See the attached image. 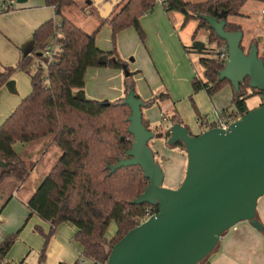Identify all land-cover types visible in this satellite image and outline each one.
<instances>
[{
  "label": "trees",
  "instance_id": "obj_1",
  "mask_svg": "<svg viewBox=\"0 0 264 264\" xmlns=\"http://www.w3.org/2000/svg\"><path fill=\"white\" fill-rule=\"evenodd\" d=\"M10 1L7 4V0H3L2 12L15 9V0ZM44 1L54 8L56 16H61L58 21L60 26H57L55 18L45 21L33 33L35 46L32 54L19 59L16 65L0 63V88L17 69H23L30 75L32 85L31 92L0 126V159L12 162L8 167L0 168V213L14 193L26 185L44 155L56 147L60 154L25 200L30 214L36 213L51 224L50 232L44 233L46 242L41 259L45 257L56 227L69 223L75 227L74 239L82 248L81 255L93 264H107L114 244L146 220L147 207L159 211L158 205L133 203L149 184L140 165L123 166L113 172L110 169L120 159L127 158L126 153L133 143L128 120L131 108L124 100L130 87L134 88V81L129 73L124 96L113 101L77 97L76 93L85 89L89 67L123 69L127 62L119 57L116 47L111 51L98 47L96 35L99 29L89 33L63 13V8L75 0ZM158 1L168 12L183 14L184 24L197 19L196 31L208 30L209 42L216 43L211 53L204 45L198 50L202 53L203 78L194 77V91L204 89L213 95L226 83L231 84L228 79H218L225 60L220 58L217 49L227 46V42L199 14L217 16L218 13H225L226 30L235 32L242 28L230 17L242 15L240 10L249 0H206L198 3L186 0H122L102 24L110 25L113 39L130 26H134L144 37L140 19L152 11ZM256 1L264 6V0ZM54 33H57L60 49L50 59L45 55V47ZM253 42L255 40L250 42L249 49ZM249 81L247 77L241 82L239 91L233 88L234 108L222 109L220 119H231L248 112L247 99L254 93L262 94L260 105L264 104V92L251 88ZM137 97L141 98L138 94ZM165 97L169 95L163 93L159 96L160 99ZM154 102L149 100L146 106L150 107ZM168 119L171 123L187 127L177 111ZM143 123L152 129L150 121L144 116ZM217 124L218 121L209 127H216ZM152 130L156 132L160 128L155 126ZM17 142L29 145L31 149L17 153L14 148ZM37 146L40 148L36 152ZM169 146L184 150L182 143ZM113 224L115 231L109 236L108 231ZM19 232L3 233L0 238L2 264H9L6 256L18 239ZM206 260L199 264H204Z\"/></svg>",
  "mask_w": 264,
  "mask_h": 264
},
{
  "label": "water",
  "instance_id": "obj_2",
  "mask_svg": "<svg viewBox=\"0 0 264 264\" xmlns=\"http://www.w3.org/2000/svg\"><path fill=\"white\" fill-rule=\"evenodd\" d=\"M199 16L227 42L228 57L219 81L228 79L239 91L248 77L251 88L264 92V58L258 48L263 38L245 52L243 31H227L225 13ZM76 96L86 98L85 91ZM124 103L131 108L129 132L134 139L127 158L110 169L140 165L149 184L133 203L158 205L159 211L114 244L107 264H199L238 223L249 221L264 230L257 218L258 200L264 196V104L233 121L228 130L216 126L192 134L188 127L171 123L157 134L143 123L142 109L147 104L133 87ZM168 133L167 144L182 143L188 160L184 180L176 189L163 186L165 173L149 146L151 140ZM11 164L0 159V168Z\"/></svg>",
  "mask_w": 264,
  "mask_h": 264
},
{
  "label": "rangeland",
  "instance_id": "obj_3",
  "mask_svg": "<svg viewBox=\"0 0 264 264\" xmlns=\"http://www.w3.org/2000/svg\"><path fill=\"white\" fill-rule=\"evenodd\" d=\"M186 1L198 3L206 0ZM10 3L11 1L7 0V4ZM16 4L17 1L15 0V5ZM159 4L162 5V3L158 1L155 7ZM0 5H4L3 0H0ZM48 8H50L53 17L58 22L61 19V16H56L55 11L51 6ZM263 8L264 6L261 2L249 0L240 10L242 15L231 16L230 19L231 21L237 22L241 25L242 31L244 33L242 44L244 46L245 52L250 50L249 47L251 41L255 40L256 42L258 38H263V41L258 43V48L259 55L264 57ZM98 9V3L91 4L87 3L86 0H75L73 4L63 8V13L89 33L99 29L96 35V42L99 45V48L102 50L111 51L114 47H116L119 57L127 62L125 68L119 69L122 74L120 76V80L123 83L124 89L127 78L126 73H130L132 74V81H134L135 92L140 95L141 99L145 103L149 100L155 101L154 103H156L159 100V104H155L154 106L151 105L150 107L142 109L145 116L149 111H152V114L155 112V114L158 116V119L154 122L155 124L150 121V124L153 123L151 124V127L154 128L155 126H158L159 128H167L169 123L171 125L168 117L177 111L181 119L191 131L194 132L191 126L194 127V129L197 128V131H205L207 130L208 126V124L205 122L206 118H211L210 120L212 121L216 116H218V112L220 110L224 108H234V91L231 84L229 83H226L213 95H209L204 89L198 92H195L193 89L192 81L194 77L197 76L199 78H203V67L200 63V57L202 56V53H200L198 50L202 45H204L206 50L210 53L216 48V43L209 42L208 30L200 29L198 32L196 31L199 23L197 19H191L186 24H184L183 14L173 11V15L179 14L180 16L178 18L176 15L172 16V25L175 27L173 34L178 40L180 48L177 52L172 48L171 43L169 40H167V38H164V40L161 42L156 40L157 38H160L159 30L154 33L149 32L150 34H148L147 30L143 28L142 24L141 27L144 37L139 34L134 26H130L119 32L116 38L113 39L112 29L108 23L102 24L103 17L101 16ZM152 11L148 13H151ZM203 54L206 55L207 53ZM18 61L19 60L8 65H16ZM136 63L142 67V70L138 69ZM95 68L98 67H91L89 69L86 78V89L90 88L93 83V80L91 79H94L96 74H93L92 71ZM33 71L35 70L33 69ZM16 74L18 75V78L22 84L28 88L32 87L29 74L25 70L17 69L12 77H15ZM120 80L116 79V84H119ZM141 82L146 89L145 91L140 88ZM146 92L147 94L145 95ZM163 93H167L169 97L160 99L159 96ZM216 96H219L222 98V100L225 99L226 102L223 106L224 108L218 107L214 99ZM107 99L108 98L106 97L97 98V100L101 101ZM116 99H119V96L115 98L111 97L108 100L113 101ZM261 102V93H254L247 99V105L250 109L260 106ZM198 112L200 113L202 119H200ZM15 146L16 150H18L21 146V142H17ZM149 146L153 149L155 153V159L160 164L165 173L163 186L176 189L179 184L182 183L185 177L188 162L186 159V154L182 156L180 148L170 147L167 144V140L165 139L155 138L149 142ZM59 154L60 150L54 147L53 150L50 151L37 165L31 177L24 186L32 188L34 187L35 189L40 181L49 172ZM184 159H186V161L184 164H182L181 161ZM38 224L39 226L33 225V232L31 233L35 239L42 240L43 250L46 242L44 233L48 234L50 231L45 227L44 222ZM67 225L70 228H73V226L69 223H67ZM38 227H40V230H37ZM114 227V224L110 226L108 231L109 236L114 232ZM6 233L13 232L8 231ZM74 234L75 231L71 238L76 242V244H78V242L74 239ZM14 250L16 251V249ZM17 252H20L19 249H17ZM27 253L28 251L24 252L20 259L26 257ZM41 253L42 251H40L37 260L41 258ZM34 256L35 251L29 255L28 262L31 263ZM36 264H38V262ZM88 264L93 263L89 261Z\"/></svg>",
  "mask_w": 264,
  "mask_h": 264
},
{
  "label": "crops",
  "instance_id": "obj_4",
  "mask_svg": "<svg viewBox=\"0 0 264 264\" xmlns=\"http://www.w3.org/2000/svg\"><path fill=\"white\" fill-rule=\"evenodd\" d=\"M86 1L91 4L98 3V11L104 20L111 14L119 1L122 0ZM48 7L50 6L46 5L44 0H27L24 3H17L15 9L12 11L2 12V6L0 5L1 64H12L17 60L32 54L35 46V41L33 39L35 29L45 21L54 18ZM172 13L174 12H168L163 5L159 4L151 13L141 17L140 23L143 28L147 30L148 34L159 30L160 38H157L156 40L161 42L164 38H167V40L170 41L172 48L178 52L180 48L179 42L173 34L175 27L172 25V16L176 15L177 18L180 16L179 14L173 15ZM36 63L38 64L39 61L37 60ZM136 64L138 69L142 70V67L138 63ZM90 68L91 67L87 70L86 78ZM95 69L92 71L93 74H96L95 78L91 79L93 80L92 85L90 88L86 89L85 87L84 89L87 98L97 99L106 97L109 99L111 97L115 98L119 96V98H121L124 96L125 89L120 80L122 74L119 69L108 67H98ZM16 75L15 77H11L9 81L0 88V126L10 116L15 107L31 92L32 87L28 88L22 84L18 75ZM116 79L120 80L119 84H116ZM140 88L144 91L146 90L142 82ZM146 94L147 92L145 95ZM214 99L218 107H223L225 105V99L222 100L219 96H216ZM155 104H159V100L154 103L153 106ZM147 107L148 106H145L144 108ZM147 113L146 116L143 113V116L149 121L154 123L155 120L158 119L155 112L153 114L152 111ZM210 119L206 118L205 121L208 124L207 129L210 128V124L219 121L220 118L218 115L212 121ZM191 128L194 130L193 132L189 129L192 134H200L203 132V130L197 131V128L194 129L192 126ZM166 129L167 128H160L156 133H164ZM157 139L167 140V137ZM15 144L14 148L17 153L27 152L31 149L28 148L29 145L21 143L20 148L16 150ZM39 148L40 146H37L35 151L37 152ZM180 151L182 152V156L186 154L181 148ZM48 153L49 152L44 156L46 157ZM186 159L181 161L182 164L185 163ZM34 190V187L23 186L19 191L14 193L13 197L1 210L0 238L3 233L20 230L18 239L6 256V262L9 264H36L37 262L38 264H79L78 261L81 256L82 248L79 243L76 244L71 238L75 231V227L72 225L74 228L73 230V228H70L67 223L56 227L47 245L45 257L37 260L40 251H42V240L35 239L32 236L31 232H33V225L39 226L38 223L44 222L45 227L50 231L51 224L47 221H43L36 213L30 214V209L25 200L29 198ZM257 218L264 225V196L258 200ZM14 249H16V251ZM17 249H19L20 252H17ZM26 251H28L26 257L20 259L22 254ZM33 251H35V256L30 263L28 262V257ZM88 262L89 260H87L85 264H88ZM204 264H264V230L261 231L253 227L249 221L238 223L223 234L218 247L211 253Z\"/></svg>",
  "mask_w": 264,
  "mask_h": 264
},
{
  "label": "built area",
  "instance_id": "obj_5",
  "mask_svg": "<svg viewBox=\"0 0 264 264\" xmlns=\"http://www.w3.org/2000/svg\"><path fill=\"white\" fill-rule=\"evenodd\" d=\"M262 14L264 15V9H262ZM57 26H60V22L57 23ZM60 49V44L59 42L57 41V33H54L52 36H51V39L50 41L48 42V44L46 45L45 47V55L52 59L53 56L59 51ZM217 53L218 55L220 56V58L222 60H226L227 57H228V46L226 45H222L220 46L218 49H217ZM263 102H264V99H263ZM221 113V110L218 112V115ZM241 116L239 114H237L236 117H233L231 119H227V118H224V119H220L218 121V124H217V127H221L225 130H228L229 129V126L230 124L239 119ZM157 211H155L152 207H147L146 209V220L148 218H150L151 216H154L156 215ZM87 258L83 255L80 256L79 258V264H85L87 262Z\"/></svg>",
  "mask_w": 264,
  "mask_h": 264
},
{
  "label": "flooded vegetation",
  "instance_id": "obj_6",
  "mask_svg": "<svg viewBox=\"0 0 264 264\" xmlns=\"http://www.w3.org/2000/svg\"><path fill=\"white\" fill-rule=\"evenodd\" d=\"M257 41V40H256ZM260 57H263V56H260ZM264 58V57H263Z\"/></svg>",
  "mask_w": 264,
  "mask_h": 264
}]
</instances>
